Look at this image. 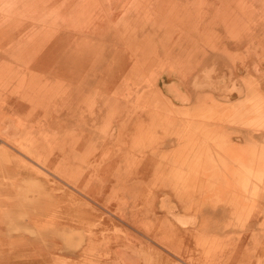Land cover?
<instances>
[{
	"label": "rangeland",
	"instance_id": "1",
	"mask_svg": "<svg viewBox=\"0 0 264 264\" xmlns=\"http://www.w3.org/2000/svg\"><path fill=\"white\" fill-rule=\"evenodd\" d=\"M46 1L48 0H0V91H1L0 92V132L2 131L0 133V137L2 138V139L0 138L1 139L0 147L2 149L5 148L7 150L4 156L1 155L0 152V264H75V263L78 264L76 260L79 263L82 262L84 264L86 263L87 264L88 263L89 264L91 263L92 264H96V263L97 264H129V263L130 264H155V263L182 264L183 262H185L183 264H186V262L188 264H193V263L195 264L197 263V261L199 264V261L204 258V255L206 258H204L205 260L204 259L203 260L206 262V264L208 263L207 261H209V264L210 263L213 264L215 262H217L218 264H264V254H263L264 238L262 236L259 237L258 234L256 235V233L260 232V230L264 228V217H260L257 221L254 218H252L256 206L254 204V200H256L260 204L264 203V200L262 199V197H260L262 193L261 190H259V192L258 190H256L257 193H253V194H251V191L249 190L247 191L245 197L249 198L248 200L252 202L254 207L252 206L250 208L249 206L244 208L243 211H241V216H232L230 218L221 217V214L216 215L212 213V210L218 208L216 206L218 204L208 203V202L202 203L208 208V210L203 213L204 216H202L203 218L202 220L198 213V209L202 204L199 203V205H196L194 200L184 199L183 205H181L176 199L175 192L177 189L176 187L179 188L182 186V184L180 183L176 184L175 187V183H169L167 179L173 178L172 174H168V175L166 174L162 176V178H160L162 173L165 172L163 168L165 164L163 163L159 164V162L155 160L149 166L151 168L147 169L146 172L144 173L145 175H147L144 179L131 177L133 172L132 168L138 163H140V160H142L145 156L149 155L150 153H153L156 159H159L160 156L168 153H169L168 156H170V158L174 153H176V158L182 155L184 156L189 155L190 153H192L190 154L191 155L190 157H193L198 153L197 157L203 160V162L204 161L206 162L205 166L209 167L208 169L215 170L212 171L213 175L214 176L221 175V180L225 182L227 180L226 177L224 176L227 175H225L224 173L225 169L223 166V162H226L228 165H232L234 159L233 157L232 161H229V159L226 157V151L229 148L226 145L228 144L226 142L227 140L226 136L228 132H230L229 135L231 137L230 145H233L234 147H240L241 150L239 151H244V149L247 150L246 148L247 146L257 147V146H261L260 144L262 145L264 144L263 143L264 120L262 119L260 122L263 123V126H261V128L259 125L262 124H258V123L256 124L253 122L256 116L258 115V112L263 111L262 109H264L263 106L264 105L263 102L264 75H262L264 74V0H252V1L251 0L250 1L204 0V3L203 0H190L191 4L189 0H116L117 2L115 0H106V1L105 0H71V2H69L70 0H52L51 2L50 0L49 2ZM67 1H68V5L70 3L69 6L68 5L66 6ZM192 1L194 2L193 5H192L193 3ZM242 2L246 3L247 5L246 4L243 5ZM222 3H224L225 5H223ZM80 5H82L83 7ZM129 6H131L130 10L128 9ZM47 7L48 8L52 7V8L49 10ZM63 7L65 8V10ZM197 7L200 9H198ZM43 9L45 10V14L43 12ZM84 9H86L87 11ZM46 12L49 13L46 14ZM85 12L88 13V16L87 13ZM35 13H37V15H35L34 18H36L38 15L39 16L36 20L35 19L33 20L31 19V17L33 18ZM84 13L86 14V17H82L83 15L85 16ZM123 13H125V15ZM46 15L48 16L46 17ZM149 23L150 25L151 24L152 25L150 26ZM111 24L113 26H111ZM160 26L163 27L162 30ZM68 27L70 28L66 29ZM166 28L167 29L169 28L170 31L169 30L168 31L170 33L167 31ZM13 31L17 32V35L14 38H11L9 36V33ZM72 31L74 33H72ZM43 32L45 33L43 34ZM121 33L122 34L124 33L123 36ZM170 35L172 36L170 37ZM94 36L97 38L95 39ZM243 37L244 38L246 37L245 38L246 40ZM252 38H253V42H250L252 41ZM107 39L109 41H107ZM57 40L62 42L61 49L56 48V50L53 51V53H51L50 55L44 58L46 60H49L50 68L47 70V72H49L50 76L47 75L46 71H37L35 69H30L29 65L37 62L40 59V57L43 56L44 49ZM243 40L244 42L242 43ZM206 41L208 42V44H206ZM239 41L241 43H239ZM34 42H40L41 46L40 47L28 46V44L31 43L32 45ZM212 44L215 45L213 46L214 48L211 46ZM24 45H26L28 48H24ZM138 48L139 51H137ZM87 49H89L91 52L88 53L87 51L89 50ZM58 52H60V54ZM241 52L244 54H242ZM248 57L250 58V60ZM88 63L89 66L83 68V65L84 64L87 65ZM137 63H139L138 66L136 65ZM237 66H239V69H237L238 68ZM140 68H142L143 70H141ZM151 69L153 70L151 71ZM81 71H82L81 73L82 75H79L80 78L78 77V79L75 80H72V78H70L69 76L70 73L72 72L78 73ZM149 72L152 73L153 76H151ZM230 73H232L233 76H231L232 74ZM228 75H230V77ZM222 77H224L225 79ZM249 77H251L252 80H250ZM228 78L230 79L228 80ZM241 79L245 80L246 83L248 82L247 84L248 85L250 84L251 86L248 87L247 84H245L244 81L243 83ZM170 82H172L173 84ZM252 82L254 85H252ZM50 85L51 87H49ZM195 85L198 87H195ZM45 86L48 88H46ZM202 86L204 87L203 89ZM39 87H41L40 90ZM194 87L196 88V90ZM251 87L253 88V90H251L252 89ZM42 88L44 90H42ZM84 88L86 89L84 90ZM254 89L256 92L254 91ZM76 90H79V95H77V98L75 92ZM153 90L156 93L155 95L154 93L152 95V92H154ZM246 90H248V92H246ZM249 91H252L251 93L252 95L250 94ZM186 92L188 94H186ZM245 92L248 93L247 97H246L247 94ZM43 95L45 96L43 99H41L40 96ZM254 95H256L255 97L256 100H254L255 99ZM257 97L260 103H262L261 106L260 104H258ZM52 98L53 100L51 101ZM251 98L253 101L250 100ZM8 99H13L17 102L18 107L17 106L16 107L18 108V110L16 108L14 111L10 110V104ZM167 99L170 100L168 101ZM249 100L252 101V103L249 102ZM90 101H92V103L94 102L95 106L98 107L100 110L97 122L94 126L91 125V120H90L91 115L89 110H90V105H92V103L90 104ZM240 101L243 102L240 103ZM254 101H256L257 103L256 102L254 103ZM214 102H216L218 105ZM238 102L242 106H240ZM245 102L247 103V105L248 103H250V106H247L249 107V109L245 107ZM107 103L109 104L107 105ZM221 103L223 104L228 103L229 107L228 106L226 107ZM253 103L257 104L258 106L257 105L255 106ZM204 104H206V106ZM210 104L212 106L214 104L215 107L213 106L214 108H212ZM219 104L225 108H222L221 106H219ZM152 105L154 107H152ZM199 105L201 107L200 109H199ZM147 106L150 107L148 108ZM168 106H169V110H168ZM194 106H196V108ZM238 106H240V109ZM254 106L256 108H254ZM158 107H160V109ZM193 107L195 110L193 109ZM203 107L205 109V112L202 111ZM236 108L239 111H243L242 113L240 112L241 114L245 112V115L248 118L246 116L244 118V114H243V118L241 120L243 122H241L237 128L234 126L229 127L227 129V132H219L220 128L214 124L215 123L214 121H209V120L207 121V119H203V120L201 119L204 118L205 115L207 117L208 114L209 117L211 112H214L215 116L216 113H218L217 115L221 116V113L222 112L226 113V111L233 114L234 112H236ZM251 108L254 111L251 110ZM117 109L122 112L121 118L125 120L124 124L120 122L118 116L115 114ZM179 109L181 110V113L187 110V112L186 111L184 112L186 115L184 113L183 114L177 113L180 112ZM197 109L199 110L197 111ZM217 109H220V111L219 110L217 111ZM224 109L227 110L225 111ZM255 109H257V114L255 112L256 111ZM214 110H216V112ZM113 111L114 113H112ZM164 111L165 113H163ZM194 111L195 114L197 115L196 117L198 118V120L200 119L202 121L200 120L198 121L196 120L197 118L193 117L194 115L192 114H194ZM208 111L210 113H208ZM239 111L238 113H234L233 115L240 114ZM248 111L250 112V114H248L249 113ZM251 111L253 112L251 113ZM196 112L197 113L199 112L198 113L199 115ZM254 112L256 115L253 114ZM45 113L47 114V117ZM174 113L175 115L176 114L177 115L174 116L173 115ZM200 113L203 114L201 115ZM158 114L159 116H157ZM2 117H5L9 123H11L14 127L16 126L15 128H18L17 134L15 135L11 133L5 134L6 131H3L5 130L4 128L5 125L1 123ZM168 117H169L168 120L170 122L167 123L168 120H166V118ZM81 118L87 119V122L82 123V126L78 125V123L82 121ZM249 118L251 122L249 121ZM245 119L247 122H244ZM20 121H21L20 123L21 125L19 124ZM22 122H23V126H22ZM110 122L115 123L117 129L122 128L121 126L125 124L126 127L130 129H136L140 126L142 127V125L144 128L155 124L158 125L160 124V125L157 128L156 133L146 132L145 134H142V136L139 135L136 136V138L135 137L131 138L128 141L129 145L127 144L126 147L127 153L124 155L121 154L120 151L118 150L117 148L118 144H110L111 142L114 143L116 141V136H114L112 139H109L108 136ZM197 126L198 127L200 126L201 130H197L198 128ZM26 127L28 129H26ZM204 129L207 131V135L210 132L206 142L204 141L205 138L204 136L206 135L203 134L204 132H206L203 131ZM91 130L95 132L96 135L94 139L90 142V139L87 136L89 135ZM201 131L203 133H200ZM245 132H249V134L250 135L252 134L253 137L251 136V138L240 140L239 138L241 134ZM100 133L102 135H100ZM9 136L12 138H10ZM79 136L83 137L84 139L82 142V148L80 149L82 153L79 154L76 158L74 155H72L70 148L71 145L73 143H76L78 138H80ZM4 137L6 138V140L9 139L7 142L10 144L6 145L7 147L4 146V144H2V140H5ZM209 137L210 139H208ZM51 138L52 141H49L48 139L51 140ZM135 139L138 141L134 143ZM29 140L30 141L32 140V142H29ZM14 141H16L17 143ZM35 141L37 143H34ZM162 141L165 142L171 141V145L158 149L157 145L160 144ZM91 143H94L98 146L97 149L93 151V155H91L90 153L92 150L89 151L86 149L88 145L89 146L91 145ZM104 143L105 146L101 147ZM137 144H139V146L141 145V147H138L139 149L138 148L136 149ZM217 144H219L218 145L219 147H217ZM132 145H134L135 148ZM20 146H22V148ZM33 146H39V148L38 147L35 148ZM151 146H153V149H151ZM108 147L109 149L112 148L111 151L108 149ZM1 148L0 150H2ZM24 148L26 149V151ZM199 148L201 151L199 150ZM107 149L110 152L106 151ZM38 151H40V153ZM47 153H51L52 156H50ZM205 153H207V155ZM235 154L236 152L234 153V155ZM80 155H83L82 156L83 159L80 158ZM39 156H40V160H38ZM124 156L126 157L127 160L126 162ZM86 158L90 160V163L89 161L85 164L83 163V161ZM111 158L113 160L115 159L120 160L119 163L121 164V170L120 169L116 170L115 168H111V166L109 165V162L112 160ZM47 159L49 160L50 164L47 163L48 162ZM144 159L146 161L148 160L147 158ZM81 160L83 161L80 162ZM146 161H144L143 164H145ZM76 163H78L77 166L78 168L75 167ZM91 163H95V164L90 166ZM124 163L126 164L124 165ZM43 165H45V167ZM180 165L176 164V174H178L181 170L183 171V168ZM238 165L236 164L235 167H233L232 175L235 172H237V174L239 173L240 165L239 166ZM81 167H82L81 170L83 171L87 170L86 172H84L85 179H89L90 183L96 185V187L98 186L106 190V192L103 194L104 196L103 199L93 201L92 200L93 198H89V196L87 195L84 196V193H82L84 191L81 192L76 190V187H74L73 185L76 182L73 180L81 181L84 178V176L82 175L83 173L80 174ZM248 168L252 169L253 172L250 171V169L248 170L247 168H242L243 171L245 170L244 172L243 171L242 172L244 173V175L247 176L250 174V172H252L251 174L252 177L255 176V175L253 176V173L256 174L257 170H259L255 165L249 166ZM126 169L128 170L127 172H125ZM247 170L250 172H248ZM118 171L122 172V176H120ZM139 172L141 173L140 170ZM247 172L249 174H247ZM98 173H100L101 175L100 174L98 175ZM107 173L109 174V177H107V179H112V180L109 181L103 180L106 177L105 174ZM115 174L119 176L118 179H115L113 177V175ZM59 175L60 178H58ZM65 178H68V180H66ZM60 179L63 182H61ZM129 179L131 181H129ZM157 179L160 181L156 184L154 181H156ZM151 182L152 183L154 182L153 185L154 187L152 186L153 189L150 188V186L152 185ZM231 182L238 185L235 182V179L234 181ZM59 183L62 186H60ZM126 184L127 186L129 185L130 189L129 187L126 186ZM146 184L148 185V188L152 192L151 195L148 194L149 196L148 201L147 199H145L144 201L143 197L145 195L143 196L140 195V197L137 195V198L134 197V199H137L136 202L134 203L132 201L133 197L131 198L130 196L131 193L135 189L138 190L139 186H142L143 191L147 192L148 188H146ZM252 184L253 183L251 181H247L246 185L252 186ZM123 188L125 190H123ZM187 188H190V186H187ZM81 190L84 189L81 188ZM130 190L133 191L130 192ZM156 191H158L159 194H156ZM78 192L80 194H78ZM225 192L231 195L235 194L232 191L230 193L229 190H225L223 192L221 191V194ZM74 193H75V197L76 196L77 197L73 198L72 200V197H74ZM70 194L71 197L69 196ZM81 194H83V196ZM99 194L100 192H97L96 196ZM221 194L219 193L218 196H216L218 197V200L222 198ZM67 195L69 196L68 199L69 200L71 199L69 204H68L69 200L65 198L68 197ZM152 195L154 196V198L152 197ZM78 197L79 198L83 197V198L79 199ZM163 197H167L169 199L168 207L164 206L160 201ZM185 197L186 196L184 194L183 198ZM129 198L131 199V201ZM138 198L139 199L142 198L143 200L142 199L141 200L146 202L144 203L140 200L142 203V207H141L142 209L139 208L141 206V203ZM150 198L152 199V202L150 201L151 200ZM128 200L130 204L128 203ZM99 207L101 209H99ZM105 208L110 210L109 211L110 214L108 213V210ZM135 208L138 210H136ZM146 208L148 211L146 210ZM166 208L168 209L166 210ZM191 208H194L192 209L193 211L192 210L190 211ZM140 211L143 215L140 214ZM176 213H181V215L183 216L185 215L184 217L187 216L191 217L192 221H194V219L196 218L195 222L189 221L186 222L185 224L183 223L184 224L183 225L178 221ZM57 214L59 217L57 216ZM80 214L81 216L82 215L84 216L80 218L81 217ZM130 214L131 215L135 214V216L136 214L138 215L139 221L138 219L137 220L135 219L136 224L133 223L135 222V220L132 219V217L134 218L135 216L134 215L131 216ZM54 215L57 216L58 218L53 217ZM60 215L62 216L61 219H59ZM71 215L73 217H71ZM86 216L89 217L87 218ZM100 216L104 219V221H107V223L100 220L102 219L100 218ZM147 216L149 218H147ZM127 217L128 218L131 217L132 220L130 218L128 220ZM175 217L176 220H174ZM63 218L65 221L63 220ZM110 219L115 225L118 226V228L117 227L115 228V225L113 226V223L109 222ZM126 219L129 222H127ZM143 219L144 221L145 220L146 221L144 222ZM251 221H253V223H255L256 226L250 227ZM137 222H139V226L141 228L137 226L138 225ZM147 222L148 224H146ZM151 223L152 224L155 223L156 225L155 224L152 225ZM203 223H207L209 226H211L207 233L201 232L200 230L197 229ZM141 224L142 226L144 225V227H147L146 225H148L149 227V225L151 224L150 229H152L151 227L153 226L154 232L149 230L151 231L150 234L149 231H147L151 237L148 235V233L144 232V229L148 230L147 228L143 227V230L141 231L142 229ZM133 225L134 227L136 226L137 230L136 228L133 227ZM125 227L127 228L125 229ZM160 227L162 229L159 230L158 228ZM218 227H223V229L225 230L217 231ZM126 230L127 232H125ZM132 230L135 232H133ZM188 230L192 233V235ZM119 231L120 233H118ZM166 231L168 232L166 233ZM179 231L181 235L180 234L178 235ZM123 232H125L126 234ZM129 232L132 233L133 235H131ZM142 232L143 235L145 234L144 238L147 241L143 240L144 238ZM152 232L153 234L157 233V236L159 237H161L162 233L169 234L170 232V234L169 235L165 234L167 236V240H165V242L164 241L159 242L157 241V239H155V236L152 235ZM159 233L161 234L159 235ZM172 233H175V237L177 235L178 239H176L175 237L173 239ZM188 233L192 237L195 234L194 235L195 237L193 238L194 239L197 238V242H199L201 245L199 243L196 244L197 248L192 246V244L195 245V240L192 237L190 238V235L188 236ZM98 234L100 235L98 236ZM134 234L135 236H138L137 239H135L136 237L134 236ZM164 234L162 235L165 236ZM201 234H203V236ZM82 235L84 237H82ZM139 235L142 237H140ZM79 236L82 237L80 239V242L76 240L79 239ZM205 236H208L207 240L205 239ZM119 237L121 239H119ZM169 237L171 240L169 239ZM97 238L99 239L101 238V240ZM123 238L125 239L123 240ZM182 238L184 240H182ZM198 238L200 240H198ZM94 239L96 245H94ZM129 239L131 241H134L133 243L135 245L132 243L134 247L133 245H131V241ZM187 239L191 240V242L189 241V243H187L188 242ZM120 240L122 243L119 242ZM122 240L126 242L124 243ZM139 240H142L143 242H139V244H137ZM172 240H174V242L176 243V245L173 243L175 246H178L180 242H184V243L182 247L179 245L178 249H176L177 247L175 248L173 244H172L173 246L171 245ZM210 240H212L213 242H211ZM110 244L114 246H111ZM142 245H145L147 248ZM150 245L152 247H150ZM185 245L188 246L189 248L188 250L189 254H186L187 252H185L187 251L186 250L187 247ZM197 245H199V248ZM168 246L171 247L172 250H170ZM201 246L203 247V250L206 253H203V251L202 252L198 251V249H201L200 248ZM87 248L88 250L92 249V251L90 250L88 251ZM204 248L207 250H205ZM130 249L131 251L132 250L133 251L131 252ZM190 249L192 250L197 249L198 253L199 254L201 253L203 255L202 256L200 255L201 257H199L197 251L194 250L193 251L195 253L193 255V251L191 250L192 252L191 253ZM177 250L180 251L184 250V252L182 251V253H180V251ZM259 251H261L262 253ZM181 254L185 256L183 257V255ZM190 254L192 256H190ZM209 254L210 256L212 255L213 257L217 255L218 258L217 256L216 259H214L212 256L210 258L208 257ZM225 254L227 255V257H225L226 256ZM85 255H87L88 258L86 259L87 262L86 261L84 262L86 258L84 257ZM91 255L93 257H91ZM195 255L200 259L193 258L196 257ZM19 256L21 257L19 258ZM185 257L188 258L192 257V258L190 259L186 258L188 260L185 261ZM229 257H231L230 260L231 262L228 259ZM164 258L166 259L164 260ZM81 259L84 260L81 261ZM210 259L213 260V262H210ZM168 260H170L171 262H168ZM72 261L75 263H73ZM189 261H191L192 263H190ZM200 262L205 264V262L203 261Z\"/></svg>",
	"mask_w": 264,
	"mask_h": 264
},
{
	"label": "bare ground",
	"instance_id": "2",
	"mask_svg": "<svg viewBox=\"0 0 264 264\" xmlns=\"http://www.w3.org/2000/svg\"><path fill=\"white\" fill-rule=\"evenodd\" d=\"M52 0H50V2H51ZM106 1V0H105ZM116 1V0H115ZM229 1V0H228ZM236 1V0H235ZM234 1V2H235ZM244 1H246V0H244ZM247 1H250V0H247ZM252 1V0H251ZM46 2H49V0L48 1H46ZM69 2H71V0L69 1ZM79 2V1H78ZM86 2V1H85ZM100 2V1H99ZM103 2V1H102ZM117 2V1H116ZM133 2V1H132ZM189 2H190V0H189ZM193 2V1H192ZM196 2V1H195ZM198 2V1H197ZM62 3V2H61ZM93 3V2H92ZM98 3V2H97ZM202 3V2H201ZM203 3H204V0H203ZM221 3V2H220ZM236 3V2H235ZM243 3V2H242ZM255 3V2H254ZM253 3V4H254ZM96 4V3H95ZM190 4H191V2H190ZM194 4V2L192 3V5ZM199 4V3H198ZM207 4V3H206ZM223 5H225L224 3H222ZM244 4H246V3H243V5ZM249 4H250V2H249ZM263 4V3H262ZM47 5V4H46ZM55 5V4H54ZM68 5V1H67V3H66V6ZM69 5H70V3H69ZM68 5V6H69ZM89 5V4H88ZM91 5V4H90ZM94 5V4H93ZM124 5V4H123ZM187 5V4H186ZM242 5V4H241ZM247 5V4H246ZM255 5H257V4H255ZM72 6V5H71ZM70 6V7H71ZM80 6H82V5H80ZM103 6V5H102ZM132 6V5H131ZM131 6H129V10H130V7ZM196 6H198V5H196ZM203 6V5H202ZM252 6V5H251ZM263 6V5H262ZM43 7V6H42ZM41 7V8H42ZM83 7V6H82ZM86 7H88V6H86ZM85 7V8H86ZM96 7V6H95ZM118 7V6H117ZM116 7V8H117ZM135 7V6H134ZM133 7V8H134ZM206 7V6H205ZM224 7H226V6H224ZM246 7V6H245ZM256 7H259V6H256ZM255 7V8H256ZM44 8V7H43ZM48 8V7H47ZM52 8V7H51ZM51 8H48L49 10L51 9ZM64 8V7H63ZM63 8H62V10H63ZM69 8V7H68ZM81 8V7H80ZM104 8V7H103ZM136 8H138V7H136ZM160 8V7H159ZM198 8V7H197ZM203 8V7H202ZM247 8V7H246ZM45 9V8H44ZM43 9V12H44V14H45V10ZM54 9H56V8H54ZM92 9V8H91ZM126 9V8H125ZM198 9H200V8H198ZM204 9V8H203ZM222 9V8H221ZM244 9V8H243ZM249 9V8H248ZM253 9H254V6H253ZM259 9V8H258ZM257 9V10H258ZM64 10H65V8H64ZM84 10H86V9H84ZM83 10V11H84ZM101 10V9H100ZM116 10V9H115ZM128 10V11H129ZM137 10V9H136ZM154 10V9H153ZM202 10V9H201ZM240 10H241V8H240ZM262 10V9H261ZM48 11V10H47ZM87 11V10H86ZM123 11V10H122ZM132 11V10H131ZM160 11V10H159ZM190 11V10H189ZM215 11H218V10H215ZM254 11V10H253ZM256 11V10H255ZM21 12V11H20ZM42 12V13H43ZM61 12V11H60ZM90 12V11H89ZM105 12H106V10H105ZM125 12H127V11H125ZM139 12V11H138ZM38 13V12H37ZM37 13H35L34 14V16H33V18L31 17V19H37L38 18V16L36 17V18H34L35 17V15H37ZM49 13V12H48ZM47 12H46V14H48ZM57 13V12H56ZM66 13V12H65ZM76 13H77V11H76ZM85 13H87V12H85ZM84 13V14H85ZM92 13V12H91ZM103 13V12H102ZM114 13V12H113ZM192 13V12H191ZM214 13V12H213ZM216 13V12H215ZM222 13V12H221ZM244 13V12H243ZM28 14V13H27ZM39 14H40V12H39ZM52 14V13H51ZM54 14V13H53ZM75 14V13H74ZM107 14V13H106ZM124 15H125V13H123ZM199 14V13H198ZM203 14V13H202ZM245 14V13H244ZM43 15V14H42ZM76 15V14H75ZM79 15V14H78ZM83 15V14H82ZM127 15V14H126ZM143 15V14H142ZM169 15V14H168ZM167 15V16H168ZM193 15H196V14H193ZM216 15V14H215ZM40 16H41V14H40ZM48 15H46V17H47ZM51 16V15H50ZM74 16V15H73ZM80 16V15H79ZM87 16H88V13H87ZM141 16V15H140ZM213 16V15H212ZM245 16H247V15H245ZM24 17V16H23ZM22 17V18H23ZM45 17V18H46ZM52 17V16H51ZM72 17V16H71ZM82 17H86V14H85V16L83 15ZM90 17V16H89ZM123 17V16H122ZM169 17V16H168ZM174 17V16H173ZM197 17V16H196ZM251 17V16H250ZM260 17V16H259ZM19 18V17H18ZM26 18H27V15H26ZM54 18V17H53ZM76 18V17H75ZM107 18V17H106ZM55 19H56V16H55ZM90 19V18H89ZM96 19V18H95ZM151 19V18H150ZM171 19H173V18H171ZM246 19V18H245ZM255 19V18H254ZM19 20V19H18ZM70 20V19H69ZM146 20H148V19H146ZM153 20V19H152ZM212 20V19H211ZM257 20V19H256ZM31 21V20H30ZM92 21V20H91ZM144 21V20H143ZM156 21V20H155ZM200 21V20H199ZM246 21V20H245ZM34 22V21H33ZM66 22V21H65ZM83 22V21H82ZM148 22V21H147ZM168 22V21H167ZM214 22V21H213ZM10 23V22H9ZM20 23V22H19ZM18 23V24H19ZM55 23H57V22H55ZM72 23V22H71ZM199 23H201V22H199ZM207 23V22H206ZM251 23V22H250ZM37 24V23H36ZM156 24V23H155ZM166 24V23H165ZM7 25H9V24H7ZM6 25V26H7ZM11 25H13V24H11ZM72 25V24H71ZM70 25V26H71ZM148 25V24H147ZM149 25H150V23H149ZM152 25V24H151ZM150 25V26H151ZM201 25V24H200ZM207 25V24H206ZM205 25V26H206ZM5 26V27H6ZM111 26H113L112 24H111ZM141 26V25H140ZM167 26V25H166ZM191 26V25H190ZM209 26V25H208ZM4 27V28H5ZM13 27H15V26H13ZM79 27V26H78ZM125 27V26H124ZM147 27V26H146ZM169 27V26H168ZM177 27V26H176ZM180 27V26H179ZM214 27V26H213ZM247 27V26H246ZM251 27V26H250ZM49 28V27H48ZM60 28V27H59ZM70 27H68V28H66V29H69ZM112 28V27H111ZM160 28H161V30L163 29V27H161L160 26ZM171 28V27H170ZM186 28V27H185ZM184 28V29H185ZM205 28V27H204ZM203 28V29H204ZM114 29V28H113ZM167 29V28H166ZM178 29V28H177ZM245 29V28H244ZM2 30V29H1ZM76 30V29H75ZM82 30V29H81ZM111 30V29H110ZM169 30V28L167 29V31ZM248 30V29H247ZM6 31V30H5ZM113 31V30H112ZM170 31V30H169ZM168 31V32H169ZM173 31V30H172ZM172 31H171V34H172ZM202 31V30H201ZM111 32V31H110ZM136 32V31H135ZM165 32V31H164ZM243 32V31H242ZM45 32H43V34H44ZM72 33H74L73 31H72ZM79 33V32H78ZM170 33V32H169ZM80 34V33H79ZM122 34V33H121ZM124 34V33H123ZM123 34H122V36H123ZM180 34V33H179ZM17 35V32H11V33H9V36L11 37V38H14L15 36ZM85 35V34H84ZM93 35V34H92ZM92 35H90V36H92ZM109 35V34H108ZM111 35V34H110ZM175 35V34H174ZM181 35H182V33H181ZM224 35V34H223ZM81 36H82V34H81ZM101 36V35H100ZM119 36V35H118ZM172 35H170V37H171ZM246 36V35H245ZM95 37V36H94ZM193 37V36H192ZM247 37V36H246ZM245 37V38H246ZM97 37H95V39H96ZM244 38V37H243ZM244 38V39H245ZM106 39V38H105ZM116 39V38H115ZM209 39V38H208ZM207 39V40H208ZM230 39V38H229ZM59 40H61V39H59ZM203 40V39H202ZM236 40V39H235ZM240 40V39H239ZM242 40V39H241ZM246 40V39H245ZM107 41H109L108 39H107ZM106 41V42H107ZM167 41H168V39H167ZM170 41H171V39H170ZM211 41V40H210ZM105 42V43H106ZM199 42V41H198ZM244 42V40L242 41V43ZM247 42H249V41H247ZM246 42V43H247ZM250 42H253V38H252V41H250ZM12 43V42H11ZM61 43L62 42H60V41H55L54 43H52V44H50V46H48V47H46L45 49H44V52H43V56L42 57H40V59L37 61V62H35V63H33V64H31V65H29V68L30 69H35V70H37V71H46L47 72V70L50 68L49 67V60H46V59H44L46 56H48V55H50L51 53H53V51H55L56 50V48H60L61 49ZM210 43V42H209ZM239 43H241L240 41H239ZM238 43V44H239ZM206 44H208V42L206 41ZM214 44V43H213ZM211 45L212 47L213 46H215V45ZM10 45V44H9ZM233 45H234V43H233ZM257 45V44H256ZM28 46H36V47H40L41 46V43L40 42H34L32 45H31V43L30 44H28ZM236 46V45H235ZM239 46V45H238ZM164 47H165V45H164ZM257 47V46H256ZM24 48H28L26 45H24ZM180 48V47H179ZM214 48V47H213ZM246 48V47H245ZM190 49H191V47H190ZM217 49V48H216ZM87 50H89V49H87ZM92 50V49H91ZM212 50V49H211ZM262 50V49H261ZM22 51V50H21ZM20 51V52H21ZM137 51H139V48L137 49ZM88 53H90L91 51L89 50V51H87ZM168 52H170V51H168ZM256 52V51H255ZM59 54H60V52H58ZM202 53V52H201ZM237 53H239V52H237ZM242 53V52H241ZM21 54V53H20ZM242 54H244V53H242ZM242 54H241V56H242ZM250 54V53H249ZM137 55V54H136ZM223 55V54H222ZM236 55V54H235ZM254 55V54H253ZM258 55V54H257ZM249 56V55H248ZM249 58V57H248ZM16 59V58H15ZM46 60V61H45ZM233 60V59H232ZM236 60V59H235ZM249 60H250V58H249ZM255 60V59H254ZM263 61V60H262ZM20 62V61H19ZM111 62V61H110ZM135 62V61H134ZM238 62V61H237ZM252 62V61H251ZM234 63V62H233ZM236 63V62H235ZM254 63H256V62H254ZM138 64L139 63H137L136 65L138 66ZM247 64V63H246ZM27 65V64H26ZM136 65H135V68H136ZM222 65V64H221ZM248 65H249V63H248ZM247 65V66H248ZM252 65V64H251ZM88 67L89 66V63L86 65V64H84L83 65V68L84 67ZM133 66V65H132ZM230 66V65H229ZM246 66V65H245ZM154 67V66H153ZM238 68L237 69H239V66H237ZM135 68H133V69H135ZM256 68H259V67H256ZM141 70H143L142 68H140ZM139 69V70H140ZM246 69V68H245ZM153 69H151V71H152ZM228 70V69H227ZM253 70V69H252ZM257 70V69H256ZM232 71V70H231ZM243 71V70H242ZM259 71V70H258ZM219 72V71H218ZM244 72V71H243ZM34 73V72H33ZM82 73V71L81 72H78V73H75V72H72V73H70L69 74V76H70V78H72V80H75V79H78V77L80 78V76L79 75H82L81 74ZM143 73V72H142ZM150 73V72H149ZM154 73V72H153ZM248 73V72H247ZM249 73H251V72H249ZM151 74V76H153L152 75V73H150ZM149 74V75H150ZM155 74V73H154ZM212 74V73H211ZM223 74V73H222ZM230 74H232V73H230ZM245 74V73H244ZM254 74V73H253ZM47 75L48 76H50V74H49V72H47ZM262 75H264V74H262ZM229 77H230V75H228ZM231 76H233V74L231 75ZM207 77V76H206ZM219 77V76H218ZM26 78V77H25ZM32 78V77H31ZM198 78V77H197ZM222 78H224V77H222ZM250 78V80H252L251 79V77H249ZM261 78V77H260ZM54 79V78H53ZM225 79V78H224ZM230 78H228V80H229ZM237 79V78H236ZM243 79H246V78H243ZM264 79V78H263ZM34 80V79H33ZM52 80V79H51ZM222 80V79H221ZM242 80V79H241ZM247 80H249V79H247ZM24 81H25V79H24ZM24 81H23V83H24ZM172 81V80H171ZM199 81V80H198ZM223 81V80H222ZM245 82V84H247L246 83V81L245 80H242V82ZM50 82V81H49ZM53 82V81H52ZM150 82V81H149ZM192 82V81H191ZM200 82V81H199ZM218 82V81H217ZM243 82V83H244ZM250 82V81H249ZM63 83V82H62ZM165 83V82H164ZM163 83V84H164ZM170 83H172V82H170ZM56 84V83H55ZM58 84V83H57ZM60 84V83H59ZM134 84V83H133ZM166 84V83H165ZM173 84V83H172ZM197 84V83H196ZM236 84V83H235ZM27 85H28V83H27ZM51 85H52V83H51ZM51 85L49 86V87H51ZM140 85V84H139ZM139 85H137V86H139ZM171 85V84H170ZM169 85V86H170ZM177 85V84H176ZM181 85V84H180ZM252 85H254L253 84V82H252ZM258 85V84H257ZM6 86V85H5ZM5 86H3V87H5ZM42 86V85H41ZM169 86H168V88H169ZM174 86V85H173ZM182 86V85H181ZM192 86V85H191ZM204 86V85H203ZM202 86V89L205 87H203ZM229 86V85H228ZM247 86L248 87H250L251 85L249 84H247ZM247 86H246V89H247ZM264 86V85H263ZM22 87H23V84H22ZM46 87V86H45ZM54 87V86H53ZM195 87H198V86H196L195 85ZM194 87V88H195ZM215 87V86H214ZM224 87V86H223ZM30 88V87H29ZM40 88L41 87H39V90H40ZM46 88H48V87H46ZM59 88V87H58ZM119 88V87H118ZM134 88V87H133ZM174 88V87H173ZM176 88V87H175ZM193 88V87H192ZM252 88V87H251ZM4 89V88H3ZM25 89V88H24ZM86 88H84V90H85ZM198 89V88H197ZM201 89V88H200ZM211 89V88H210ZM214 89V88H213ZM222 89V88H221ZM249 89V88H248ZM259 89V88H258ZM12 90V89H11ZM39 90H37V91H39ZM42 90H44L43 88H42ZM46 90V89H45ZM60 90V89H59ZM174 90H176V89H174ZM195 90H196V88H195ZM217 90V89H216ZM250 90V89H249ZM251 90H253V88L251 89ZM24 91V90H23ZM146 91H147V89H146ZM154 91V90H153ZM254 91H255V89H254ZM264 91V90H263ZM1 92V91H0ZM19 92V91H18ZM17 92V93H18ZM41 92V91H40ZM59 92V91H58ZM57 92V93H58ZM62 92V91H61ZM60 92V93H61ZM67 92V91H66ZM76 92V98H77V95H79V90H76L75 91ZM95 92V91H94ZM165 92V91H164ZM172 92H173V90H172ZM235 92V91H234ZM246 92H248V90H246ZM245 92V93H246ZM250 92V94L252 93V91H249ZM256 92V91H255ZM254 92V93H255ZM35 93V92H34ZM56 93V94H57ZM130 93V92H129ZM153 93H154V95L156 94L155 93V91L154 92H152V95H153ZM167 93H169V92H167ZM253 93V94H254ZM259 93V92H258ZM261 93V92H260ZM37 94V93H36ZM43 94H45V93H43ZM98 94V93H97ZM103 94V93H102ZM179 94H181V93H179ZM186 94H188L187 92H186ZM231 94V93H230ZM247 95H246V97L248 96V93H246ZM257 94V93H256ZM39 95V94H38ZM173 95V94H172ZM252 95V94H251ZM44 96L45 95H43V96H40V98L41 99H43L44 98ZM175 96V95H174ZM73 97V96H72ZM138 97V96H137ZM161 97V96H160ZM245 97V98H246ZM256 97V95H254V98ZM2 98H4V97H2ZM96 98V97H95ZM156 98V97H155ZM155 98H154V101H155ZM177 98V97H176ZM185 98V97H184ZM190 98V97H189ZM212 98V97H211ZM211 98H210V100H211ZM47 99V98H46ZM88 99V98H87ZM86 99V100H87ZM160 99V98H159ZM166 99V98H165ZM231 99V98H230ZM249 99V98H248ZM257 99H258V97H257ZM262 99V98H261ZM9 100V104H10V110H12V111H14L15 110V108L18 110V105H17V102L15 101V100H13V99H8ZM18 100V99H17ZM53 100V98L51 99V101ZM57 100V99H56ZM60 100V99H59ZM168 100V99H167ZM170 100V99H169ZM168 100V101H169ZM184 100V99H183ZM213 100V99H212ZM250 100H252V98L250 99ZM249 100V102H251L252 103V101H250ZM254 100H256V98L254 99ZM2 101V100H1ZM44 101V100H43ZM153 101V100H152ZM151 101V102H152ZM153 101V102H154ZM165 101V100H164ZM167 101V102H168ZM244 101H245V99H244ZM258 101V104H260V106H261V104L262 103H260V101H259V99L257 100ZM166 102V101H165ZM175 102V101H174ZM241 102H243V101H240V103ZM256 101H254V103H255ZM264 102V101H263ZM39 103H42V102H39ZM50 103V102H49ZM92 103V101H90V104ZM139 103V102H138ZM156 103H157V101H156ZM155 103V104H156ZM171 103V102H170ZM213 103V102H212ZM211 103V104H212ZM214 103H216V102H214ZM239 103V102H238ZM239 103V104H240ZM253 103V104H254ZM257 103V102H256ZM109 103H107V105H108ZM153 104V103H152ZM169 104V103H168ZM210 104V105H211ZM217 104V103H216ZM221 104H223V103H221ZM136 105V104H135ZM154 105V104H153ZM152 105V107H154ZM205 106H206V104H204ZM209 105V104H208ZM218 105V104H217ZM224 106H228V103L227 104H223ZM230 105H232V104H230ZM255 106L257 105V104H254ZM17 106V107H16ZM31 106V105H30ZM79 106V105H78ZM212 106V105H211ZM213 106H214V104H213ZM212 106V108H214ZM219 106H221L222 108H225V107H223L222 105H220L219 104ZM240 106H242L241 104H240ZM240 106H238L239 107V109H240ZM247 106H250V103H248V105H247V103L245 102V107H247ZM254 106V108H256ZM258 106V105H257ZM264 106V105H263ZM139 107V106H138ZM142 107V106H141ZM148 107V106H147ZM150 107V106H149ZM148 107V108H149ZM155 107H157V106H155ZM171 107V106H170ZM177 107V106H176ZM185 107V106H184ZM183 107V108H184ZM195 108H196V106H194ZM194 107H193V109H194ZM220 107V108H221ZM229 107V106H228ZM237 107V108H238ZM51 108V107H50ZM140 108V107H139ZM144 108V107H143ZM159 109H160V107H158ZM172 108V107H171ZM175 108V107H174ZM178 108V107H177ZM201 107H200V105H199V109H200ZM209 108V107H208ZM212 108H211V110H212ZM221 108V109H222ZM237 108H236V112H234V113H238V111L239 110H237ZM248 109H249V107H247ZM258 108V107H257ZM36 109V108H35ZM102 109V108H101ZM109 109V108H108ZM136 109V108H135ZM152 109V108H151ZM156 109V108H155ZM199 109H197V111L199 110ZM89 110V109H88ZM112 110H113V108H112ZM126 110V109H125ZM148 110V109H147ZM157 110V109H156ZM168 110H169V106H168ZM180 110V109H179ZM178 110V111H179ZM184 110V109H183ZM187 110H188V108H187ZM187 110H185L186 112H187ZM195 110V109H194ZM220 111V109H217V111ZM225 110V109H224ZM227 110V109H226ZM225 110V111H226ZM229 110V109H228ZM234 110V109H233ZM251 110H253L252 108H251ZM256 111V114H257V109H255ZM260 110V109H259ZM263 111H259L258 112V115L256 116V118L254 119V123H258V124H262V125H259L260 126V128H261V126H263V123H260L261 122V120L263 119L264 120V109H262ZM90 120H91V125L92 126H94L95 124H96V122H97V119H98V115H99V108L98 107H96L95 106V104H94V102L92 103V105H90ZM149 111V110H148ZM184 111V112H185ZM202 111H204L205 112V109H204V107H203V110ZM202 111H200V112H202ZM209 111H210V109H209ZM208 111V113H210ZM215 112H216V110H214ZM235 111V110H234ZM254 111V110H253ZM253 111H251V113L253 112ZM76 112V111H75ZM128 112V111H127ZM160 112H161V110H160ZM177 112V111H176ZM184 112H182L181 113V110H180V112H177V113H181V114H183ZM203 112V113H204ZM222 112V111H221ZM228 111H226V113L224 112H222L221 113V116L220 115H217L218 113H216V116L214 115L215 113L214 112H211L210 113V116L208 117V113H206V114H208L207 115V117H206V115L204 116V118H201L202 120L203 119H207V121L209 120V121H214L215 123V125L216 126H218L220 129H219V132H227V129L229 128V127H231V126H234V127H238L239 125H240V123L241 122H243V121H241L242 120V118H243V114H244V118H245V112L243 113V114H241L243 111H239V113L241 114H235V115H233L232 113H227ZM249 112V111H248ZM255 112L253 113V114H255ZM29 113H31V112H29ZM112 113H114V111L112 112ZM121 111L120 110H118L117 109V111H116V115L118 116V118H119V120H120V122H122L123 124H124V122H125V120H123L121 117ZM150 113H152V112H150ZM159 113V112H158ZM163 113H165V111L163 112ZM193 113V112H192ZM197 113V112H196ZM199 113V112H198ZM197 113V114H198ZM202 113V114H203ZM247 113V112H246ZM46 114V113H45ZM77 114V113H76ZM75 114V115H76ZM144 114V113H143ZM148 114H149V112H148ZM147 114V115H148ZM185 114V113H184ZM201 114V113H200ZM201 114V115H202ZM248 114H250V112L248 113ZM255 114V115H256ZM129 115V114H128ZM145 115V114H144ZM144 115H142V116H144ZM156 115V114H155ZM174 116H176L175 115V113L173 114ZM186 115V114H185ZM192 115H194L193 117H195V118H197L196 116V114H195V111H194V114H192ZM199 115V114H198ZM211 115H213V116H211ZM17 116V115H16ZM22 116V115H21ZM21 116H20V119H21ZM24 116V115H23ZM29 116V115H28ZM110 116V115H109ZM150 116V115H149ZM157 116H159V114L157 115ZM181 116V115H180ZM188 116V115H187ZM220 116V117H219ZM19 117V116H18ZM42 117H44V116H42ZM46 117H47V114H46ZM133 117V116H132ZM131 117V118H132ZM141 117V116H140ZM177 117H179V116H177ZM183 117V116H182ZM186 117V116H185ZM203 117V116H202ZM206 117V118H205ZM247 117V116H246ZM108 118V117H107ZM158 118V117H157ZM194 118V119H195ZM248 118V117H247ZM46 119V118H45ZM73 119V118H72ZM141 119V118H140ZM156 119V118H155ZM169 119V117L168 118H166V120H168ZM182 119V118H181ZM191 119H192V117H191ZM252 119V118H251ZM39 120V119H38ZM41 120V119H40ZM75 120H76V118H75ZM81 122L80 123H78V125H80V126H82V123H85V122H87V119H83V118H81ZM143 120V119H142ZM152 120V119H151ZM165 120V119H164ZM196 120H198V118L196 119ZM200 120V119H199ZM198 120V121H199ZM202 120H200V121H202ZM26 121V120H25ZM37 121V120H36ZM144 121V120H143ZM142 121V122H143ZM189 121H191V120H189ZM193 121V120H192ZM249 121H250V118H249ZM12 122H14V121H12ZM114 122V121H113ZM155 122V121H154ZM162 122V121H161ZM164 122V121H163ZM168 122H170L169 120L167 121V123ZM184 122V121H183ZM234 124H233V123ZM244 122H247L246 121V119L244 120ZM251 122V121H250ZM1 123L2 124H4L5 125V130H3V131H6L5 132V134H13V135H15V134H17L18 133V131H17V129L18 128H15L11 123H9L8 122V120L5 118V117H2L1 118ZM21 123V121L19 122V124ZM32 123V122H31ZM69 123H71V122H69ZM166 123V122H165ZM189 123V122H188ZM249 123V122H248ZM37 124V123H36ZM36 124H34V125H36ZM137 124H139V123H137ZM146 124V123H145ZM21 125V124H20ZM34 125H32V126H34ZM72 125H73V123H72ZM75 125V124H74ZM160 125V124H159ZM159 125L158 124H155V125H152V126H147L146 128H144L143 127V125H142V127L140 126V127H138V128H136V129H130V128H128V127H126V124L125 125H122L121 127L122 128H120V129H117V126H116V124L115 123H112V122H110L109 123V131H108V133H109V139H112L114 136H116V141L113 143V142H111L110 144H118L117 146V148H118V150L120 151V153L121 154H126L127 153V144L129 145V143H128V141L131 139V138H136V136H139V135H141L142 136V134H145L146 132H148V133H151V132H153V133H156L157 132V128L159 127ZM200 125V124H199ZM243 125V124H242ZM255 125V124H254ZM22 126H23V122H22ZM25 126V125H24ZM28 126H29V123H28ZM31 126V127H32ZM36 126H38V125H36ZM201 126V125H200ZM200 126L197 128V130H201L200 129ZM246 126H247V124H246ZM249 126V125H248ZM252 126H253V123H252ZM251 126V127H252ZM256 126V125H255ZM258 126V127H259ZM1 127H3V126H1ZM17 127H19V126H17ZM202 127H203V125H202ZM214 127V126H213ZM36 128V127H35ZM70 128V127H69ZM68 128V129H69ZM82 128V127H81ZM144 128V129H143ZM164 128V127H163ZM240 128V127H239ZM238 128V129H239ZM26 129H28L27 127H26ZM30 129V128H29ZM34 129V128H33ZM48 129V128H47ZM71 129V128H70ZM89 129H91V128H89ZM24 130V129H23ZM25 131V130H24ZM186 131V130H185ZM187 131H188V128H187ZM203 131H206L205 129L203 130ZM211 131H213V130H211ZM2 132V131H1ZM0 132V133H1ZM32 132V131H31ZM44 132V131H43ZM99 132V131H98ZM191 132V131H190ZM34 133H35V131H34ZM55 133V132H54ZM162 133V132H161ZM200 133H203L202 131L200 132ZM212 133V132H211ZM229 133L230 132H228V134H227V140H226V142L229 144V143H231V137H230V135H229ZM176 134V133H175ZM196 134V133H195ZM204 135V141L206 142V140H207V137H208V135L210 134V132H209V134L207 135V131L206 132H204L203 133ZM13 135H11V136H13ZM23 135H24V132H23ZM29 135V134H28ZM27 135V136H28ZM42 135V134H41ZM95 135H96V133L95 132H93L92 130L90 131V133H89V135L87 136L89 139H90V142L94 139V137H95ZM100 135H102L101 133H100ZM191 135H192V133H191ZM8 136V135H7ZM40 136V135H39ZM75 136V135H74ZM74 136H73V138H74ZM146 136V135H145ZM144 136V137H145ZM194 136V135H193ZM197 136V135H196ZM214 136V135H213ZM251 136L253 137V135L251 134H249V132H245V133H243V134H241V136H240V140H243V139H246V138H251ZM264 136V135H263ZM10 137V136H9ZM31 137H32V135H31ZM30 137V138H31ZM54 137V136H53ZM80 137V136H79ZM85 137V136H84ZM143 137V138H144ZM200 137V136H199ZM212 137V136H211ZM219 137V136H218ZM261 137V136H260ZM1 138V137H0ZM5 138V137H4ZM10 138H12V137H10ZM107 138V137H106ZM140 138V137H139ZM138 138V139H139ZM147 138V137H146ZM194 138V137H193ZM196 138H198V137H196ZM217 138V137H216ZM234 138V137H233ZM2 139V138H1ZM0 139V140H1ZM28 139H29V137H28ZM27 139V140H28ZM83 137H80V138H78V140L76 141V143H73L72 145H71V153H72V155H74L76 158H77V156L79 155V154H81L82 152H81V148H82V142H83ZM145 139V138H144ZM144 139H142V140H144ZM169 139H170V137H169ZM187 139V138H186ZM202 139V138H201ZM208 139H210V137L208 138ZM261 139V138H260ZM263 139H264V137H263ZM9 140V139H8ZM8 140H6V138H5V140H2V144H4V146H6V145H9L10 143H8L7 141ZM24 140V139H23ZM26 140V139H25ZM49 141H52V138H51V140L50 139H48ZM148 140V139H147ZM151 140V139H150ZM149 140V141H150ZM171 140H173V139H171ZM200 140V139H199ZM262 140V139H261ZM138 140H136L135 139V141H134V143L135 142H137ZM148 141V142H149ZM181 141V140H180ZM194 141V140H193ZM14 142H16V141H14ZM26 142V141H25ZM29 142H32V140L30 141L29 140ZM37 142H38V140H37ZM36 141L34 142V143H37ZM66 142V141H65ZM146 142V141H145ZM199 142V141H198ZM212 142V141H211ZM17 143V142H16ZM27 143V142H26ZM138 143H140V142H138ZM175 143V142H174ZM213 143V142H212ZM263 143H264V141H263ZM32 144V143H31ZM31 144H29V145H31ZM133 144V143H132ZM142 144V143H141ZM146 144V143H145ZM177 144V143H176ZM192 144H193V142H192ZM228 144H226L227 145V147H229L228 149H227V151H226V155L227 156H230L231 157V161H232V159H233V157H234V159H233V163H232V165H228L226 162H223V166H224V169H225V175H227V176H224V177H226V180L227 181H225V182H223L222 180H221V175H219V176H214L213 175V172L212 171H215V170H212V169H208L209 167H206L205 166V164H206V162L204 161L203 162V160H201V159H199V157H197L198 155V153L195 155V156H193V157H190L191 155L190 154H192V153H188L189 155H182V156H178V158H176V153H174L172 156H171V158H170V156H168V154H165V155H162V156H160L159 157V159H156L155 158V156H154V154L153 153H150L149 155H147V156H145L144 158H147L148 160L146 161L144 158L142 159V160H140V163H138L137 165H135L132 169V176L131 177H134V178H140V179H144L147 175H145L144 173L146 172V170L147 169H150L151 167H149L155 160H157V162H159V164H165V166L163 167L164 168V170H165V172L164 173H162V175L160 176V178H162V176H164V175H168V174H172V177L173 178H169V179H167L168 181H169V183H175V187H176V184H182V186L181 187H176L177 189H176V192H175V196H176V199L178 200V202L181 204V205H183V200L184 199H190V200H194V202L196 203V205H199V203L200 204H202V203H204V202H208V203H216V204H218V205H216L218 208L217 209H215V210H212V213L213 214H221V217H226V218H230V217H232V216H241V211H243V209L244 208H246V207H249L250 206V208L253 206V204H252V202H250L248 199V197H245L246 196V194H247V191L249 190V191H251V194H253V193H257V191L256 190H258V192H259V190H261V196L260 197H262V199L264 200V144L262 145V144H260L261 146H257V147H255V146H247L246 148H247V150L246 149H244V151H239V150H241V148L240 147H233V146H230V145H228ZM27 145V144H26ZM28 145V146H29ZM36 145V144H35ZM171 145V141H167V142H165V141H162L160 144H158L157 145V148L158 149H160V148H162V147H167V146H170ZM219 144H217V147H219L218 146ZM3 146V147H4ZM43 146V145H42ZM50 146V145H49ZM105 146V143L101 146V147H104ZM133 147H134V145H132ZM173 146H174V144H173ZM188 146H190V145H188ZM203 146V145H202ZM206 146H207V144H206ZM7 147V146H6ZM21 148H22V146H20ZM26 147V146H25ZM33 147H38L39 148V146H33ZM41 147V146H40ZM97 145L96 144H94V143H91V145L89 146H87V150H92L90 153H91V155H93V151H95V149H97ZM138 147H141V145L139 146V144H137L136 145V149L138 148ZM195 147V146H194ZM1 148V147H0ZM132 148V147H131ZM135 148V147H134ZM145 148V147H144ZM187 148H189V147H187ZM196 148V147H195ZM235 148H236V150H235ZM254 148V149H253ZM2 149V148H1ZM25 149V148H24ZM28 149V148H27ZM30 149V148H29ZM46 149V148H45ZM67 149V148H66ZM65 149V150H66ZM108 149H109V147H108ZM108 149L106 150V151H108ZM112 149V148H111ZM111 149H109L110 151H111ZM139 149V148H138ZM146 149V148H145ZM145 149H144V151H145ZM151 149H153V146H151ZM198 149V148H197ZM23 150V149H22ZM37 150H39V149H37ZM41 150V149H40ZM53 150V149H52ZM141 150V149H140ZM199 150H200V148H199ZM6 149L5 148H3L2 150H0V152H1V155H5L6 154ZM12 151V150H11ZM25 151H26V149H25ZM29 151H31V150H29ZM44 151V150H43ZM64 151V150H63ZM110 151H108V152H110ZM131 151V150H130ZM142 151V150H141ZM174 151V150H173ZM187 151H188V149H187ZM201 151V150H200ZM208 151V150H207ZM39 153H40V151H38ZM84 152V151H83ZM135 152V151H134ZM176 152H178V151H176ZM186 152V151H185ZM191 152V151H190ZM199 152V151H198ZM236 152V154L234 155V153ZM18 153V152H17ZM16 153V154H17ZM27 153V152H26ZM196 153V152H195ZM28 154V153H27ZM47 154H49L50 156H52L51 155V153H47ZM128 154H129V152H128ZM206 155H207V153H205ZM30 155H32V154H30ZM62 155V154H61ZM110 155V154H109ZM249 155H250V158H249ZM29 156V155H28ZM41 156V155H40ZM40 156L38 157L39 159L38 160H40ZM83 155H80V158L81 159H83V157H82ZM90 156V155H89ZM128 156V155H127ZM184 156V157H183ZM19 157V156H18ZM23 157H25V156H23ZM30 157V156H29ZM32 157H34V156H32ZM42 157V156H41ZM110 157V156H109ZM108 157V158H109ZM123 157V156H122ZM121 157V158H122ZM125 157V156H124ZM20 158V157H19ZM25 158H27V157H25ZM37 158V157H36ZM45 158V157H44ZM91 158V157H90ZM21 159V158H20ZM61 159V158H60ZM59 159V160H60ZM88 158H86L84 161L83 160H81L80 162H82L83 161V163L85 164V163H87L88 161H89V163H90V160L88 159ZM92 159V158H91ZM112 159V158H111ZM249 159V160H248ZM33 160H34V158H33ZM48 160V159H47ZM58 160V161H59ZM133 160V159H132ZM37 161V160H36ZM44 161V160H43ZM105 161V160H104ZM119 159H115V160H111L110 162H109V165L111 166V168H115L116 170H118V169H120L121 170V164L119 163ZM127 160H126V157H125V162H126ZM144 161H146L145 162V164H143V162ZM236 161V162H235ZM238 161H239V163H238ZM41 162V161H40ZM46 162V161H45ZM93 162H94V160H93ZM203 162V163H202ZM38 163V162H37ZM47 163H49L50 164V162H49V160H48V162ZM58 163H60V162H58ZM82 163V164H83ZM99 163V162H98ZM119 163V164H118ZM130 163V162H129ZM39 164V163H38ZM42 164V163H41ZM62 164H63V162H62ZM93 164H95V163H91L90 164V166H92ZM100 164V163H99ZM126 163H124V165H125ZM176 164H181L180 166H182V168H183V171L181 170L178 174H176ZM238 165L239 167H240V171H239V173L237 174V172H235L233 175H232V171H233V167H235V165ZM40 165V164H39ZM101 165V164H100ZM108 165V164H107ZM106 165V166H107ZM123 165V166H124ZM204 165V166H203ZM253 165H255V166H257V168L259 169V170H257V173L256 174H254L253 173V176L255 177H252V169H250V168H248L249 166H253ZM44 167H45V165H43ZM78 166V163H76V165H75V167L76 168H78L77 167ZM89 166V165H88ZM248 166V167H247ZM72 167V166H71ZM84 167V166H83ZM131 167V166H130ZM38 168V167H37ZM36 168V169H37ZM43 168V167H42ZM127 168H129V167H127ZM242 168H247L248 170L250 169V171H252V172H250V171H248V172H250V174L247 172V174H249L248 176L247 175H244V171H243V169ZM48 169V168H47ZM74 169V168H73ZM82 169V167L80 168V174L81 173H83L82 175L84 176V178L80 181V180H78V181H76V180H73V181H75L76 183H74L73 185H74V187H76V190H78V191H84V192H82V193H84V196L85 195H87V196H89V198H93L92 200L94 201V200H100V199H103V194L106 192V190H104V188H100V187H96V185H93V184H91L90 183V180L89 179H85V173L84 172H86L87 170H85V171H83V170H81ZM38 170V169H37ZM58 170V169H57ZM139 170L141 171V173L139 172ZM50 171V170H49ZM65 171V170H64ZM67 171V170H66ZM76 171V170H75ZM82 171V172H81ZM112 171V170H111ZM128 170L126 169L125 170V172H127ZM243 171V172H242ZM52 172V171H51ZM79 172V171H78ZM101 172V171H100ZM114 172V171H113ZM240 172H241V174H240ZM59 173H61V172H59ZM96 173V172H95ZM106 173V172H105ZM109 173V172H108ZM105 174V178L103 179V180H106V181H109V180H112V179H107V177H109V174ZM118 173L120 174V176H122V172L120 171H118ZM243 173V174H242ZM55 174V173H54ZM79 174V175H80ZM91 174V173H90ZM100 173H98V175H99ZM104 174V173H103ZM102 174V175H103ZM237 174V175H236ZM246 174V173H245ZM57 175V174H56ZM60 175H62V174H60ZM60 175H59V177L58 178H60ZM73 175V174H72ZM92 175H93V173H92ZM91 175V176H92ZM101 175V174H100ZM53 176V175H52ZM58 176V175H57ZM67 176V175H66ZM88 176H90V175H88ZM258 178H257V177ZM55 177V176H54ZM69 177V176H68ZM72 177V176H71ZM70 177V178H71ZM99 177V176H98ZM113 177L115 178V179H118V175L117 174H115V175H113ZM63 178V177H62ZM78 178V177H77ZM76 178V179H77ZM89 178H91V177H89ZM101 178V177H100ZM66 180H68V178H65ZM233 179V180H232ZM234 179H235V182L238 184V185H236V184H234V183H232L231 181H234ZM49 180H51V179H49ZM61 180V179H60ZM99 180V179H98ZM237 180V181H236ZM5 181V180H4ZM29 181V180H28ZM34 181V180H33ZM36 181V180H35ZM58 181V180H57ZM102 181V180H101ZM129 181H131L130 179H129ZM133 181V180H132ZM160 180H156V181H154L156 184L159 182ZM247 181H251L253 184H252V186H253V188H252V186H249V185H246L247 184ZM53 182V181H52ZM55 182V181H54ZM61 182H63L62 180H61ZM65 182V181H64ZM70 182V181H69ZM145 182V181H144ZM154 182L152 183L151 182V186H150V188L151 189H153V185H154ZM24 183V182H23ZM25 183H26V181H25ZM66 183V182H65ZM73 183V182H72ZM101 183V182H100ZM104 183H106V182H104ZM123 183H124V181H123ZM126 183V182H125ZM29 184H31V183H29ZM39 184V183H38ZM54 184V183H53ZM60 184V183H59ZM58 184V185H59ZM68 184V183H67ZM127 184H129V183H127ZM127 184H126V186H127ZM132 184V183H131ZM143 184V183H142ZM187 185V186H190V188H187V186H185V185ZM25 185V184H24ZM71 185V184H70ZM124 185V184H123ZM38 186V185H37ZM42 186V185H41ZM53 186H55V185H53ZM60 186H62L61 184H60ZM133 186H135V185H133ZM153 186V187H152ZM66 187H68V186H66ZM71 187V186H70ZM73 187V186H72ZM73 187V188H74ZM127 187H129V185L127 186ZM156 187V186H155ZM61 188V187H60ZM81 188H83L84 190H81ZM99 188V189H98ZM111 188V187H110ZM126 188V187H125ZM139 189L138 190H130V192H132L131 193V198L133 197V202L135 203L136 202V200L137 199H134V197L135 198H137V195L140 197V195L141 196H143V195H145L143 198H144V201H145V199H147V201H148V198H149V196H148V194L149 195H151L152 194V192H151V190L148 188V185L146 184V188H148V190H147V192H144L143 191V189H142V186H139L138 187ZM187 188V189H186ZM19 189V188H18ZM26 189V188H25ZM70 189V188H69ZM75 189V188H74ZM73 189V190H74ZM119 189V188H118ZM129 189H130V187H129ZM186 189V190H185ZM229 190L230 191V193H231V191L232 192H234L235 194L234 195H231V194H229V193H227V192H225V193H223V194H221V191L223 192V191H225V190ZM253 189H254V191H253ZM75 190V191H76ZM123 190H125L124 188H123ZM128 190V189H127ZM57 191V190H56ZM65 191V190H64ZM113 191V190H112ZM122 191V190H121ZM153 191V190H152ZM67 192V191H66ZM74 192V191H73ZM97 192H100V194L99 195H97L96 196V193ZM114 192V191H113ZM117 192V191H116ZM129 192V193H130ZM149 192V193H148ZM62 193V192H61ZM72 193V192H71ZM221 194V196H222V198L220 199V200H218V197H216V196H218V194ZM50 194V193H49ZM78 194H80L79 192H78ZM77 194V195H78ZM114 194V193H113ZM125 194V193H124ZM156 194H159V192L158 191H156ZM184 194H185V198H183V196H184ZM250 194V195H251ZM60 195V194H59ZM82 196H83V194H81ZM254 195H256V194H254ZM259 195V194H258ZM68 196V195H67ZM70 197H71V194L69 195ZM69 196L68 197H65V198H69ZM73 196V195H72ZM124 196V195H123ZM48 197V196H47ZM64 197V196H63ZM77 197V196H76ZM75 197V193H74V197H72V200H73V198H76ZM109 197H111V196H109ZM113 197V196H112ZM125 197V196H124ZM146 197V198H145ZM152 197L154 198V196L152 195ZM28 198V197H27ZM50 198V197H49ZM79 198V197H78ZM80 198H83V197H80ZM79 198V199H80ZM88 198V197H87ZM123 198V197H122ZM121 198V199H122ZM127 198V197H126ZM66 199V200H67ZM115 199H117V198H115ZM130 199V198H129ZM139 199V198H138ZM142 199V198H141ZM141 199H139V201L141 200ZM151 199V198H150ZM257 199H258V197H257ZM26 200H28V199H26ZM31 200V199H30ZM62 200H65V199H62ZM69 200V199H68ZM106 200V199H105ZM125 200V199H124ZM143 200V199H142ZM141 200V201H142ZM70 201H71V199L68 201V204L70 203ZM82 201V200H81ZM116 201V200H115ZM114 201V202H115ZM118 201V200H117ZM127 201V200H126ZM130 201H131V199H130ZM141 201H140V203H141ZM144 201H142V202H144ZM151 202H152V199L150 200ZM161 202H162V204L164 205V206H169V199L167 198V197H163L161 200H160ZM113 202V201H112ZM138 202V201H137ZM220 202V203H219ZM72 203V202H71ZM90 203H93V202H90ZM95 203V202H94ZM128 203H129V200H128ZM127 203V204H128ZM144 203H146V202H144ZM171 203V202H170ZM85 204V203H84ZM83 204V205H84ZM98 204V203H97ZM96 204V205H97ZM103 204H104V202H103ZM108 204V203H107ZM117 204V203H116ZM125 204V203H124ZM130 204V203H129ZM128 204V205H129ZM159 204H160V202H159ZM161 204V205H162ZM254 204L256 205L255 206V209H254V214H253V217L252 218H254L256 221L260 218V217H264V203H262V204H260V203H258L256 200H254ZM92 205V204H91ZM150 205H151V203H150ZM149 205V206H150ZM194 205V204H193ZM73 206V205H72ZM81 206V205H80ZM93 206V205H92ZM99 206V205H98ZM102 206V205H101ZM125 206V205H124ZM133 206V205H132ZM143 206H145V205H143ZM75 207V206H74ZM83 207V206H82ZM90 207V206H89ZM135 207V206H134ZM133 207V208H134ZM136 207H137V205H136ZM139 207V206H138ZM142 207V203H141V206L139 207V208H141ZM254 207V206H253ZM73 208V207H72ZM79 208V207H78ZM94 208V207H93ZM104 208V207H103ZM151 208V207H150ZM160 208V207H159ZM173 208H174V206H173ZM63 209V208H62ZM85 209H87V208H85ZM99 209H101L100 207H99ZM105 209H107V208H105ZM123 209V208H122ZM125 209V208H124ZM136 209V208H135ZM142 209V208H141ZM163 209H165V208H163ZM168 208H166V210H167ZM172 209V208H171ZM177 209V208H176ZM192 209H194V208H191L190 209V211L192 210ZM58 210H59V208H58ZM91 210V209H90ZM103 210V209H102ZM108 210V209H107ZM107 210H106V212H107ZM133 210V209H132ZM136 210H138V209H136ZM140 210V209H139ZM146 210H147V208H146ZM170 210V209H169ZM208 210V208H207V206H205L204 204H202V205H200V208L198 209V213H199V216L201 217V219L203 220V218H202V216H204L203 215V213L205 212V211H207ZM110 210H108V213L110 214V212H109ZM145 211V210H144ZM148 211V210H147ZM174 211V210H173ZM172 211V212H173ZM193 211V210H192ZM57 212V211H56ZM90 212V211H89ZM119 212V211H118ZM121 212H122V210H121ZM123 212H125V211H123ZM22 213V212H21ZM55 213V212H54ZM60 213V212H59ZM100 213V212H99ZM103 213V212H102ZM133 213H134V211H133ZM136 213V212H135ZM139 213V212H138ZM150 213V212H149ZM63 214V213H62ZM74 214V213H73ZM79 214V213H78ZM77 214V215H78ZM107 214V213H106ZM123 214V213H122ZM128 214V213H127ZM140 214H142L141 213V211H140ZM146 214V213H145ZM177 214V219H178V221L180 222V223H186V222H189V221H192V219H191V217H184L183 215H181V213H176ZM18 215V214H17ZM68 215V214H67ZM101 215H103V214H101ZM116 215H117V212H116ZM120 215V214H119ZM131 215V214H130ZM132 215H134L135 216V214H132ZM131 215V216H132ZM143 215V214H142ZM152 215V214H151ZM19 216V215H18ZM50 216H52V215H50ZM57 216H58V214H57ZM57 216H53V217H57ZM70 216V215H69ZM80 216H81V214H80ZM82 216H84V215H82ZM82 216L80 217V218H82ZM108 216V215H107ZM127 216V215H126ZM171 216H172V214H171ZM59 217V216H58ZM57 217V218H58ZM61 215H60V218L59 219H61ZM71 217H73L72 215H71ZM87 218L89 217V216H86ZM86 217H84V218H86ZM119 217V216H118ZM123 217V216H122ZM145 217V216H144ZM174 217V216H173ZM193 217V216H192ZM26 218V217H25ZM52 218V217H51ZM77 218V217H76ZM75 218V219H76ZM84 218H83V220H84ZM91 218H93V217H91ZM96 218V217H95ZM100 218H102L101 216H100ZM112 218V217H111ZM128 218V217H127ZM130 219H131V217H129ZM129 218H128V220H129ZM139 217H138V215L136 214V216L133 218L132 217V219H138ZM147 218H149L148 216H147ZM147 218H146V220H147ZM155 218V217H154ZM243 218V217H242ZM78 219V218H77ZM97 219H99V218H97ZM121 219V218H120ZM131 219V220H132ZM174 219V218H173ZM196 219V218H195ZM195 219H194V221H192V222H195ZM63 220H64V218H63ZM81 220V219H80ZM89 220V219H88ZM100 220H102V221H104V219L102 218V219H100ZM127 220V219H126ZM127 220V222H129ZM130 220V221H131ZM136 220H135V222H133V223H135L136 224ZM145 220V221H146ZM174 220H176V217H175V219ZM65 221V220H64ZM79 221V220H78ZM91 221V220H90ZM124 221V220H123ZM138 221H139V219H138ZM143 221H144V219H143ZM142 221V222H143ZM144 221V222H145ZM157 221V220H156ZM156 221H155V223H156ZM74 222V221H73ZM104 222H106L107 223V221H104ZM109 222H112L111 221V219H110V221ZM143 222V223H144ZM75 223V222H74ZM78 223V222H77ZM80 223V222H79ZM113 223V222H112ZM126 223V222H125ZM142 223V224H143ZM154 223V224H155ZM218 223V222H217ZM216 223V224H217ZM257 223V222H256ZM81 224V223H80ZM79 224V225H80ZM109 224V223H108ZM120 224V223H119ZM132 224V223H131ZM134 224V225H135ZM137 226H139V222H137ZM142 224H141V226H142ZM146 224H148V222L146 223ZM145 224V225H146ZM152 224V223H151ZM150 224V225H151ZM154 224H152V225H154ZM160 224V223H159ZM183 224V225H184ZM197 224V223H196ZM93 225V224H92ZM101 225V224H100ZM110 225V224H109ZM115 224L113 223V226H114ZM134 225H133V227H134ZM150 225H149V227H148V225H146L147 227H144V225L142 226V229H141V231L143 230V227L144 228H147L148 230H146V229H144V232L145 233H148L147 231H149V230H151V231H153L154 232V228H153V226L151 227L152 229H150ZM156 225V224H155ZM86 226H87V224H86ZM89 226V225H88ZM91 226V225H90ZM102 226V225H101ZM100 226V227H101ZM122 226V225H121ZM159 226V225H158ZM161 226V225H160ZM187 226V225H186ZM254 226H256V224L255 223H253V221H251V224H250V227H254ZM10 227V226H9ZM107 227V226H106ZM106 227H104V228H106ZM111 227V226H110ZM118 228V226L117 225H115V228ZM123 227V226H122ZM129 227V226H128ZM140 227V226H139ZM155 227V226H154ZM162 227V226H161ZM158 228L159 230L160 229H162V228ZM210 227L211 226H209L207 223H203L202 225H200L197 229L198 230H200L201 232H204V233H207L208 231H209V229H210ZM231 227V226H230ZM98 228H99V226H98ZM113 228V227H112ZM120 228V227H119ZM127 227H125V229H126ZM134 228H136V226L134 227ZM141 228V227H140ZM17 229V228H16ZM94 229H95V226H94ZM101 229V228H100ZM121 229V228H120ZM119 229V230H120ZM130 229V228H129ZM228 229H230V228H228ZM124 230V229H123ZM136 230H137V228H136ZM156 230V229H155ZM180 230V229H179ZM185 230V229H184ZM216 230V229H215ZM222 231V230H225V229H223V227H218L217 228V231ZM254 230V229H253ZM76 231V230H75ZM79 231V230H78ZM95 231V230H94ZM101 231V230H100ZM116 231V230H115ZM133 231V230H132ZM141 231H138V232H141ZM151 231H149V233L151 234ZM162 231V230H161ZM160 231V232H161ZM170 231V230H169ZM189 231V230H188ZM193 231V230H192ZM195 231V230H194ZM217 231H215V232H217ZM227 231V230H226ZM259 231V230H258ZM41 232V231H40ZM39 232V233H40ZM73 232V231H72ZM125 232H127V230L125 231ZM125 232H123V233H125ZM133 232H135V231H133ZM137 232V231H136ZM153 232H152V235L153 236H155V239H157V241H159V242H165V240H167V236L166 235H169L170 234V232H169V234H166L168 231H166V235L164 234V233H162V234H164L165 236H163L161 233H159V235L161 234V237H159V236H157V233H154L153 234ZM163 232V231H162ZM190 232V231H189ZM197 232V231H196ZM248 232V231H247ZM88 233V232H87ZM95 233V232H94ZM118 233H120V231L118 232ZM122 233V232H121ZM130 233V232H129ZM148 233V235L150 236V234ZM70 234V233H69ZM107 234V233H106ZM113 234H114V232H113ZM126 234V233H125ZM131 235H133L132 233H130ZM180 234V231H179V233H178V235ZM184 234V233H183ZM187 234V233H186ZM190 234L192 235V233L190 232ZM189 233H188V236L190 235ZM219 234V233H218ZM237 234V233H236ZM245 234V233H244ZM254 234H255V232H254ZM258 234V236L260 237V236H262L263 238H264V228H262L261 230H260V232H258V233H256V235ZM35 235V234H34ZM91 235H92V233H91ZM100 234H98V236H99ZM123 235V234H122ZM138 235V234H137ZM142 235H143V232H142ZM145 235V234H144ZM144 235H143V238H144ZM181 235V234H180ZM190 235V238L192 237ZM195 235V234H194ZM193 235V237H195ZM199 235V234H198ZM202 236H203V234H201ZM205 235V234H204ZM208 235V234H207ZM211 235V234H210ZM230 235V234H229ZM238 235V234H237ZM97 236V235H96ZM134 236H135V234H134ZM140 236V235H139ZM172 236H173V239H174V237H175V233H172ZM216 236H217V234H216ZM249 236V235H248ZM255 236V235H254ZM82 237H84L83 235H82ZM81 236H79V239H76V240H78L79 242H80V239L82 238ZM104 237V236H103ZM108 237V236H107ZM115 237V236H114ZM113 237V238H114ZM121 237V236H120ZM119 237V239H121ZM125 237H126V235H125ZM136 238L135 239H137L138 238V236H135ZM140 237H142V236H140ZM151 237V236H150ZM164 237V238H163ZM165 237H166V239H165ZM192 237V238H193ZM237 237H239V236H237ZM251 237V236H250ZM94 238H95V236H94ZM109 238V237H108ZM130 238H131V236H130ZM142 238V239H143ZM163 238V239H162ZM172 238V237H171ZM176 239H178V237H177V235H176V237H175ZM179 238H181V237H179ZM184 238V237H183ZM182 238V240H184ZM241 238V237H240ZM90 239V238H89ZM97 239H99V238H97ZM106 239V238H105ZM125 238H123V240H124ZM134 239V238H133ZM141 239V238H140ZM150 239V238H149ZM169 239H170V237H169ZM168 239V240H169ZM194 239V238H193ZM205 239L207 240L208 239V236H205ZM223 239V238H222ZM227 239V238H226ZM99 240H101V238L99 239ZM112 240V239H111ZM122 240V241H123ZM130 240V239H129ZM143 240H146L145 238L143 239ZM171 240V239H170ZM188 240V239H187ZM195 240V245L194 244H192V246H194V247H196V244H198L199 242H197V238L196 239H194ZM198 240H200L199 238H198ZM203 240V239H202ZM225 240V239H224ZM92 241V240H91ZM113 241H114V239H113ZM131 241V240H130ZM129 241V242H130ZM147 241V240H146ZM189 241L191 242V240H188V242L187 243H189ZM193 241V240H192ZM211 242H213L212 240H210ZM233 241H235V240H233ZM233 241H232V243H233ZM264 241V240H263ZM97 242V241H96ZM118 242V241H117ZM120 243H122L121 242V240L119 241ZM124 242V241H123ZM126 242V241H125ZM124 242V243H125ZM129 242H128V245H129ZM134 241H131V245H133L134 243H133ZM139 242H143L142 240H139L138 241V243L137 244H139ZM153 242V241H152ZM151 242V243H152ZM154 242H156V241H154ZM171 242V241H170ZM169 242V243H170ZM178 242V241H177ZM185 242H186V240H185ZM194 242V241H193ZM216 242H217V240H216ZM240 242V241H239ZM238 242V243H239ZM247 242V241H246ZM119 243V244H120ZM133 243V244H132ZM144 243H145V241H144ZM175 244L176 245V243L174 242V240H172V243H171V245L172 244ZM182 243V244H181ZM183 243L184 242H180V246L182 247V245H183ZM186 243V244H187ZM219 243V242H218ZM250 243V242H249ZM254 243V242H253ZM127 244V243H126ZM156 244V243H155ZM166 244H167V242H166ZM173 244V245H174ZM177 244V245H178ZM200 244V243H199ZM216 244V243H215ZM256 244H257V242H256ZM256 244H255V246H256ZM94 245H96L95 244V239H94ZM111 245V244H110ZM116 245H117V243H116ZM130 245V246H131ZM135 245V244H134ZM134 245H133V247H134ZM170 245V246H171ZM172 245V246H173ZM174 245V247L176 248V249H178V247H179V245L178 246H175ZM190 245V244H189ZM201 245V244H200ZM237 245H239V244H237ZM251 245V244H250ZM92 246V245H91ZM100 246H102V245H100ZM108 246V245H107ZM111 246H114V245H111ZM142 246H145V245H142ZM163 246V245H162ZM186 246V245H185ZM198 246V248H199V245H197ZM230 246V245H229ZM234 246H235V244H234ZM255 246H253V247H255ZM117 247V246H116ZM146 247V246H145ZM144 247V248H145ZM150 247H152L151 245H150ZM149 247V248H150ZM155 247V246H154ZM154 247H153V249H154ZM164 247V246H163ZM169 247V246H168ZM167 247V248H168ZM187 248H188V246H186ZM185 247V248H186ZM189 247H191V246H189ZM214 247V246H213ZM222 247V246H221ZM227 247V246H226ZM92 248V247H91ZM115 248V247H114ZM123 248V247H122ZM141 248H143V247H141ZM147 248V247H146ZM148 248V249H149ZM170 248V250H172V248L171 247H169ZM186 248V250L187 251H185V252H187L186 254H189L188 253V250H189V248L187 249ZM193 248V247H192ZM197 248V247H196ZM201 249H198V251L199 252H202L203 251V253H206L204 250H203V247L201 246L200 247ZM207 248H208V246H207ZM77 249V248H76ZM75 249V250H76ZM118 249V248H117ZM159 249V248H158ZM162 249V248H161ZM174 249V248H173ZM183 249V248H182ZM205 249V248H204ZM234 249V248H233ZM253 249V248H252ZM264 249V248H263ZM73 250V249H72ZM87 250H88V248H87ZM90 250V249H89ZM88 250V251H89ZM94 250V249H93ZM125 250H127V249H125ZM160 250V249H159ZM185 250V249H184ZM184 250H177V251H180V253H182V251L184 252ZM191 250L192 249H190V252H191ZM194 250V249H193ZM192 250V251H193ZM201 250V251H200ZM205 250H207V249H205ZM221 250H222V248H221ZM259 250V249H258ZM90 251H92V249L90 250ZM130 251H131V249H130ZM133 251V250H132ZM131 251V252H132ZM136 251V250H135ZM156 251V250H155ZM164 251V250H163ZM166 251V250H165ZM177 251H174V252H177ZM194 251H197V249L196 250H194ZM193 251V255H194V252ZM198 251H197V253H198ZM215 251V250H214ZM214 251H213V253H214ZM227 251V250H226ZM140 252V251H139ZM172 252V251H171ZM221 252V251H220ZM224 252H225V250H224ZM224 252H223V255H224ZM235 252V251H234ZM244 252V251H243ZM259 252H261V251H259ZM73 253V252H72ZM93 253V252H92ZM138 253V252H137ZM152 253V252H151ZM168 253V252H167ZM166 253V254H167ZM179 253V254H180ZM192 253V252H191ZM212 253V252H211ZM262 253V252H261ZM71 254V253H70ZM84 254H86V253H84ZM158 254V253H157ZM174 254V253H173ZM199 254V253H198ZM217 254V253H216ZM219 254V253H218ZM245 254V253H244ZM255 254H257V253H255ZM264 254V253H263ZM88 255V254H87ZM87 255H85L84 257H86L85 258V260L84 259H81V261L82 260H84V262L86 261V259H88L87 258ZM111 255V254H110ZM181 255H183V254H181ZM197 255V254H196ZM195 255V256H196ZM203 255V254H199L198 256L199 257H201V256ZM207 255V254H206ZM215 255V254H214ZM223 255H222V257H223ZM226 255V254H225ZM89 256V255H88ZM185 255H183V257H184ZM190 256H192L191 254H190ZM212 256V255H211ZM211 256H210V254H209V256L208 257H210L211 258ZM216 256L217 255H215V257H213L214 259H216ZM21 256H19V258H20ZM91 257H93L92 255H91ZM96 257V256H95ZM94 257V258H95ZM138 257V256H137ZM144 257V256H143ZM147 257V256H146ZM164 257V256H163ZM172 257V256H171ZM199 257H193V258H199ZM221 257V258H222ZM225 257H227V255L225 256ZM18 258V259H19ZM110 258V257H109ZM142 258V257H141ZM145 258V257H144ZM148 258V257H147ZM161 258V257H160ZM167 258H169V257H167ZM186 258H188V257H185V261H187L188 259H190V258H192V257H190V258H188V259H186ZM203 258V257H202ZM204 258H206L205 257V255H204ZM203 258V259H204ZM217 258H218V256H217ZM73 259V258H72ZM158 259V258H157ZM166 258H164V260H165ZM174 259V258H173ZM179 259H181V258H179ZM194 259V260H195ZM200 259V258H199ZM200 260V261H203V262H205L204 260ZM208 259V258H207ZM226 259V258H225ZM229 259V261L231 260V257H229L228 258ZM141 260V259H140ZM170 260H172V259H170ZM170 260H168V262H171ZM175 260V259H174ZM198 260V259H197ZM196 260V261H197ZM247 260V259H246ZM59 261V260H58ZM71 261V260H70ZM80 261V260H79ZM80 261V262H81ZM91 261V260H90ZM142 261H143V259H142ZM141 261V262H142ZM149 261H150V259H149ZM180 261V260H179ZM178 261V262H179ZM199 261V264H204V263H202V262H200ZM207 261V260H206ZM217 261V260H216ZM219 261H220V259H219ZM224 261V260H223ZM228 261V260H227ZM240 261V260H239ZM57 262V261H56ZM73 262V261H72ZM76 262L78 263V264H84V263H79L77 260H76ZM87 262V261H86ZM113 262V261H112ZM122 262H124V261H122ZM122 262H120V263H122ZM164 262V261H163ZM183 262V261H182ZM190 263H192L191 261H189ZM194 262V261H193ZM208 263L207 264H209V261H207ZM210 262H213V260H211L210 259ZM215 262V261H214ZM231 262V261H230ZM73 263H75V262H73ZM167 263V262H166ZM175 263V262H174ZM180 263V262H179ZM183 263H185V262H183ZM182 263V264H183ZM215 263H217V262H215ZM215 263H213V264H215ZM228 263V262H227ZM262 263V262H261ZM76 264V263H75ZM87 264V263H86ZM89 264V263H88ZM92 264V263H91ZM97 264V263H96ZM130 264V263H129ZM156 264V263H155ZM160 264V263H159ZM178 264V263H177ZM186 264H188L187 262H186ZM194 264V263H193ZM195 264H198V261H197V263H195ZM205 264H206V262H205ZM211 264V263H210ZM218 264V263H217Z\"/></svg>",
	"mask_w": 264,
	"mask_h": 264
},
{
	"label": "crops",
	"instance_id": "3",
	"mask_svg": "<svg viewBox=\"0 0 264 264\" xmlns=\"http://www.w3.org/2000/svg\"><path fill=\"white\" fill-rule=\"evenodd\" d=\"M244 140V139H243ZM231 143H229L228 145H230ZM230 146H233V145H230ZM234 147V146H233ZM226 157L229 159V161H231L230 159H231V157L230 156H227L226 155ZM225 173V172H224Z\"/></svg>",
	"mask_w": 264,
	"mask_h": 264
}]
</instances>
